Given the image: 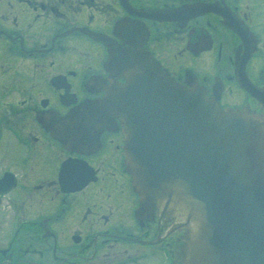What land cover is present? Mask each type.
<instances>
[{"label": "flooded vegetation", "instance_id": "obj_1", "mask_svg": "<svg viewBox=\"0 0 264 264\" xmlns=\"http://www.w3.org/2000/svg\"><path fill=\"white\" fill-rule=\"evenodd\" d=\"M84 28L126 48L137 43L222 108L262 112L238 64L252 48L245 76L264 89V0H0V180L11 188L0 194V264H172L182 235H169L168 221L137 217L118 119L81 154L40 122L124 82ZM76 47L89 49L87 61L69 59Z\"/></svg>", "mask_w": 264, "mask_h": 264}, {"label": "water", "instance_id": "obj_2", "mask_svg": "<svg viewBox=\"0 0 264 264\" xmlns=\"http://www.w3.org/2000/svg\"><path fill=\"white\" fill-rule=\"evenodd\" d=\"M79 31L107 46L106 70L125 82L101 90L102 100L40 122L81 154L99 147L118 119L138 218L168 221L169 234L184 233L173 264H264V113L222 109L196 80L190 88L177 83L137 43L127 41L126 48ZM253 51L239 65L240 83L264 110V89L244 74ZM6 180L1 194L11 189H3Z\"/></svg>", "mask_w": 264, "mask_h": 264}, {"label": "rangeland", "instance_id": "obj_3", "mask_svg": "<svg viewBox=\"0 0 264 264\" xmlns=\"http://www.w3.org/2000/svg\"><path fill=\"white\" fill-rule=\"evenodd\" d=\"M89 53V49L85 48V47H76L73 50V53L69 56V59L73 62V63H80V62H84L87 61L89 59L88 56ZM195 67L194 70L197 71L200 74H204L207 72V69H205L203 62H197L195 61Z\"/></svg>", "mask_w": 264, "mask_h": 264}]
</instances>
